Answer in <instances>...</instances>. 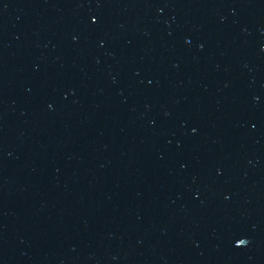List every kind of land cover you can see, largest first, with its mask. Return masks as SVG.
<instances>
[{"label":"water","instance_id":"water-1","mask_svg":"<svg viewBox=\"0 0 264 264\" xmlns=\"http://www.w3.org/2000/svg\"><path fill=\"white\" fill-rule=\"evenodd\" d=\"M0 264H264V0H0Z\"/></svg>","mask_w":264,"mask_h":264},{"label":"snow or ice","instance_id":"snow-or-ice-1","mask_svg":"<svg viewBox=\"0 0 264 264\" xmlns=\"http://www.w3.org/2000/svg\"><path fill=\"white\" fill-rule=\"evenodd\" d=\"M245 243H246V241L244 239H237L236 240L237 245H244Z\"/></svg>","mask_w":264,"mask_h":264}]
</instances>
